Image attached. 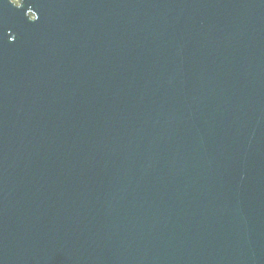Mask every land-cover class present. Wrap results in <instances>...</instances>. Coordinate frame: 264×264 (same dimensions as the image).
Returning a JSON list of instances; mask_svg holds the SVG:
<instances>
[{"label":"water","instance_id":"95a60500","mask_svg":"<svg viewBox=\"0 0 264 264\" xmlns=\"http://www.w3.org/2000/svg\"><path fill=\"white\" fill-rule=\"evenodd\" d=\"M0 264H264V0H0Z\"/></svg>","mask_w":264,"mask_h":264}]
</instances>
